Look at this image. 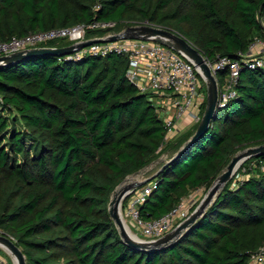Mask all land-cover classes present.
<instances>
[{
	"label": "trees",
	"instance_id": "1",
	"mask_svg": "<svg viewBox=\"0 0 264 264\" xmlns=\"http://www.w3.org/2000/svg\"><path fill=\"white\" fill-rule=\"evenodd\" d=\"M146 20L175 30L210 62H242L240 53L264 38V0H0V41L93 21H114L120 31ZM62 43L42 46L71 45ZM128 68L121 54H46L0 67V228L28 264H250L264 245L262 172L236 185L232 178L169 245L139 249L121 237L108 210L112 192L165 152L174 157L198 127L162 147L165 123ZM229 72L218 71L219 85ZM236 89L209 130L141 185L154 183L141 218L158 219L206 192L240 148L264 142V70L243 67Z\"/></svg>",
	"mask_w": 264,
	"mask_h": 264
},
{
	"label": "built area",
	"instance_id": "2",
	"mask_svg": "<svg viewBox=\"0 0 264 264\" xmlns=\"http://www.w3.org/2000/svg\"><path fill=\"white\" fill-rule=\"evenodd\" d=\"M135 23L136 25L163 27L149 20ZM116 24L114 21H93L70 27L32 32L23 37L13 36L9 40L0 41V56L40 47L42 43L52 40H66L70 44H74L87 40V34L92 30H110L115 28ZM112 34L117 33L108 32L106 35L96 38H106ZM258 45L261 46V49L256 52L255 48ZM110 54L126 55L129 58L128 79L141 92L150 93V99L156 105L167 128V137L162 147L178 134L184 121V125L200 122L207 96L200 91L203 78L192 61L161 43L131 38L94 42L67 54V56L70 59L78 60L86 55L106 57ZM240 55L243 56L242 62L226 56H219L214 62L207 59L215 76L220 69L228 67L230 70L223 83L219 85V108L226 107L237 96L236 85L243 67L264 70V40H255L250 45L249 51L246 54L240 53ZM179 122L182 123V126H179ZM260 172L264 173V157L247 158L233 176L234 185ZM153 186L154 183H150L144 188L132 189L126 197L130 198L127 205L124 206L123 203L126 214L131 217L136 228H139L150 240H155L170 232L192 212L184 198L168 214L158 219L144 220L139 215V205L145 201ZM0 234L8 236L16 242L15 237L6 233L2 228H0ZM0 264H7L1 254ZM250 264H264V245L251 254Z\"/></svg>",
	"mask_w": 264,
	"mask_h": 264
},
{
	"label": "water",
	"instance_id": "3",
	"mask_svg": "<svg viewBox=\"0 0 264 264\" xmlns=\"http://www.w3.org/2000/svg\"><path fill=\"white\" fill-rule=\"evenodd\" d=\"M121 38L150 40L161 43L179 52L184 57L192 61V63L197 67L200 75L202 76L207 86L206 107L197 129L195 130L193 135L182 144V146L174 155V157H172L170 160L166 161L163 164V166L160 168V170H162L173 159H175L177 156L181 155L184 151H186L192 145V143H194L205 132L209 130L212 121L218 113L219 108L220 90L217 77L212 72L210 64L205 55L201 52V50L181 34L169 28L152 25L128 26L122 32L109 35L106 38L87 39L62 48L40 46L17 51L8 55H3L0 56V67L33 56H41L46 54H53L58 56L67 55L75 52L76 50L89 46L94 42L115 41ZM259 155H264V144L255 147H249L246 150L234 154L224 171L216 177L212 185L206 191L203 198L200 200L199 204L189 214V216L183 221H181L179 224H177L170 232L166 233L160 238H157L155 240H146L138 237L132 231L131 233L127 229L129 228V226L126 222L123 213V202L129 192L132 189L140 187L147 181L152 180L160 170H158L150 178L144 181H135L127 185H123V182L119 184L112 192L111 199L109 202L108 210L110 216L114 220L123 240L132 247L139 249H152L169 245L175 242L189 227H191L204 214L206 209L218 197L221 190L232 180L233 176L235 175L236 171L238 170V167L242 164V162L245 161L247 158ZM145 168L137 171L134 174H141ZM128 177L126 179H128ZM0 248L12 255V257L14 258V264H28L23 249L8 236L0 234Z\"/></svg>",
	"mask_w": 264,
	"mask_h": 264
},
{
	"label": "rangeland",
	"instance_id": "4",
	"mask_svg": "<svg viewBox=\"0 0 264 264\" xmlns=\"http://www.w3.org/2000/svg\"><path fill=\"white\" fill-rule=\"evenodd\" d=\"M128 26H136V23L124 22L123 25H122V29H120V31H118L116 28H112V29H110V30H105L103 35H106L108 32H112V33H120V32H122L123 30H125ZM171 30H172V29H171ZM173 31H175V30H173ZM93 35H95V37L103 36V35H100L99 33H95V34H93ZM87 38H88V36H87ZM255 40H256V41H258V40H264V38L261 37V36H256ZM62 41L64 42V43H62V44H70L69 41H66V40H62ZM45 44H46V43H42V45H45ZM260 49H261V46L258 45V46H256L255 51H256V52H259ZM200 91L203 92V94L207 95V86H206V84H205V81L203 82V80H202V87H201ZM205 107H206V106H205ZM204 110H205V109H203V112H204ZM203 112H202V114H203ZM220 115L224 118V117L226 116V111H222ZM198 124H199V123H198ZM195 126H196V123L185 124V125H184V126L178 131V134H177L175 137H173L172 139H174V138H177V139H178V137H181V136H183V135H185V134L191 132L192 130H194V127H195ZM172 139H171V140H172ZM261 144H264V142H263V143H259V144H254V145H248V146H245V147H243V148H240L237 152H241V151H243V150H246V149L249 148V147L259 146V145H261ZM29 147L31 148V142H29ZM35 148H36V145H33V150H32V153H33V154L36 153V149H35ZM237 152H236V153H237ZM152 163H153V162H152ZM152 163H151V164H152ZM151 164L148 165V166H146V167H150ZM136 178H137V177L135 176V174H132V175H130V176L128 177V179L124 180L122 184H123V185H127V184H130V183H132V182L138 181ZM140 188H144V187H141V186H140ZM205 193H206V192H205V188H201V189H199V190L193 192L190 196H187V197L185 198L186 205L190 208L191 211H193L192 208L194 207V205H196L198 202H200L199 200H201V199L203 198V196L205 195ZM126 205H127V203H126V204L124 203V206H126ZM197 205H198V204H197ZM197 205H196V206H197ZM123 209H124V210H123L124 217H125L126 222H127L128 226H129V228H130L129 230L132 231L135 235H137L138 237H140V238H142V239L150 240L149 238H147V237L142 233V231H141L139 228H136V226L134 225V222H133V220L131 219V217H130L129 215L126 214V208L123 207ZM194 209H195V208H194ZM1 249H2V248H1ZM0 254H1V256H2L3 258L6 259V263H7V264H14V261H13L14 258L12 257L11 254L7 253V252L4 251L3 249H2V251L0 252Z\"/></svg>",
	"mask_w": 264,
	"mask_h": 264
},
{
	"label": "crops",
	"instance_id": "5",
	"mask_svg": "<svg viewBox=\"0 0 264 264\" xmlns=\"http://www.w3.org/2000/svg\"><path fill=\"white\" fill-rule=\"evenodd\" d=\"M184 122H183V126H184ZM179 126H182V123L179 122ZM170 156H171V153L169 151L162 154L158 159L153 161L150 167H146L141 174L135 175L137 177L136 179L138 181H144L150 178L153 174H155L158 170H160V168L169 159Z\"/></svg>",
	"mask_w": 264,
	"mask_h": 264
},
{
	"label": "bare ground",
	"instance_id": "6",
	"mask_svg": "<svg viewBox=\"0 0 264 264\" xmlns=\"http://www.w3.org/2000/svg\"><path fill=\"white\" fill-rule=\"evenodd\" d=\"M129 230V228H127ZM130 231V230H129ZM131 232V231H130ZM132 233V232H131Z\"/></svg>",
	"mask_w": 264,
	"mask_h": 264
}]
</instances>
